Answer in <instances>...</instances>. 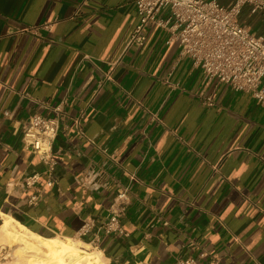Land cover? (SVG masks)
I'll use <instances>...</instances> for the list:
<instances>
[{
	"label": "crops",
	"instance_id": "obj_1",
	"mask_svg": "<svg viewBox=\"0 0 264 264\" xmlns=\"http://www.w3.org/2000/svg\"><path fill=\"white\" fill-rule=\"evenodd\" d=\"M134 2L0 0V224L78 240L106 264H264V107L206 82L167 29L130 43ZM245 9L264 40V11ZM60 103L47 187L21 129Z\"/></svg>",
	"mask_w": 264,
	"mask_h": 264
},
{
	"label": "built area",
	"instance_id": "obj_2",
	"mask_svg": "<svg viewBox=\"0 0 264 264\" xmlns=\"http://www.w3.org/2000/svg\"><path fill=\"white\" fill-rule=\"evenodd\" d=\"M134 5L139 22L130 43L141 45L144 40L141 32L146 27L167 29L181 55L190 60L193 68L201 71L206 82L223 83L235 92L250 94L264 107V91L261 88L264 78V40L238 22V15L244 6L250 8L251 15L264 11V0H233L227 7L220 6L214 0H135ZM164 9L168 11V17L158 18ZM63 104L53 108L52 118L30 116L21 129L23 146L47 167V187L54 183L52 144L64 113ZM205 104L212 106L209 99L205 100ZM39 178V174H34L25 179L24 185L31 187ZM126 198L125 193L117 197L123 202ZM116 223L117 214L113 213L103 226L104 232L109 234L118 231ZM91 227V222L84 223L81 235H86ZM172 264L196 263L187 257ZM210 264L219 263L212 261Z\"/></svg>",
	"mask_w": 264,
	"mask_h": 264
},
{
	"label": "bare ground",
	"instance_id": "obj_3",
	"mask_svg": "<svg viewBox=\"0 0 264 264\" xmlns=\"http://www.w3.org/2000/svg\"><path fill=\"white\" fill-rule=\"evenodd\" d=\"M13 242L10 264H106L99 251L75 239H43L11 218L3 217L0 242Z\"/></svg>",
	"mask_w": 264,
	"mask_h": 264
},
{
	"label": "rangeland",
	"instance_id": "obj_4",
	"mask_svg": "<svg viewBox=\"0 0 264 264\" xmlns=\"http://www.w3.org/2000/svg\"><path fill=\"white\" fill-rule=\"evenodd\" d=\"M15 248L13 242L4 243L3 241L0 242V264H10L12 263V250ZM88 251H95L93 248H89Z\"/></svg>",
	"mask_w": 264,
	"mask_h": 264
},
{
	"label": "trees",
	"instance_id": "obj_5",
	"mask_svg": "<svg viewBox=\"0 0 264 264\" xmlns=\"http://www.w3.org/2000/svg\"><path fill=\"white\" fill-rule=\"evenodd\" d=\"M246 6H244L242 9H241V11H240V13H239V15H238V22L240 23V24H243L242 23V21L244 20V18H246V15H247V11H246Z\"/></svg>",
	"mask_w": 264,
	"mask_h": 264
},
{
	"label": "water",
	"instance_id": "obj_6",
	"mask_svg": "<svg viewBox=\"0 0 264 264\" xmlns=\"http://www.w3.org/2000/svg\"><path fill=\"white\" fill-rule=\"evenodd\" d=\"M14 218L17 219V220H19V217H17V216H15Z\"/></svg>",
	"mask_w": 264,
	"mask_h": 264
}]
</instances>
